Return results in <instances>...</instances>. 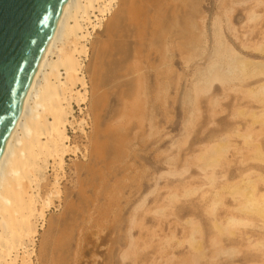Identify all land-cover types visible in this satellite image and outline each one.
Masks as SVG:
<instances>
[{
	"label": "rangeland",
	"instance_id": "rangeland-1",
	"mask_svg": "<svg viewBox=\"0 0 264 264\" xmlns=\"http://www.w3.org/2000/svg\"><path fill=\"white\" fill-rule=\"evenodd\" d=\"M142 1L121 0L113 15L107 18L101 30L93 34V38L88 44L89 59L86 61L85 68L89 92L87 94L88 103L92 97V85L98 81L99 90L103 92L102 95L100 94L103 97V103L99 116L103 121V129L111 128V131L109 130L110 140L107 142L111 149L110 165L105 169V162L101 159L95 160L90 156L87 158L89 161L91 160L90 166L97 170L103 169L105 175L98 174L94 177L86 173L77 175L74 174L73 164L69 158L68 163L72 167V171H68L60 181L64 194L65 191L69 192L68 196L62 197L61 202L58 200L53 202L38 237L37 255L33 257V264H264L262 261L264 247H261L260 244L264 242L262 219L252 218L254 225L247 229L241 227L233 229L227 232L226 236L220 237L216 234L211 219L214 215V221H223L232 214L237 218L242 215L235 211L239 205L238 202L228 197L225 198L222 205L214 207L215 213L211 214L213 210L209 209V197L214 189L210 188V184L206 181L208 172L205 173L199 165L200 163L203 166L204 160L199 161V157L205 156L203 150L214 142L215 137L217 140L230 131L234 132L237 127L246 129L247 120L239 116L235 117L236 109L249 105H251L249 106L251 109L255 110L259 107L248 102V99H241L243 98L242 94L238 91L231 92L220 87L216 91L193 99V103H191L194 94L191 93L193 84L190 81L192 76L198 72L197 68L208 69L206 68L207 64L211 63H207L210 59L208 57L216 52L215 36L217 33L214 34V29L217 30L218 27H220L218 28L219 32L222 30L223 39L229 38L230 43L235 47L240 48L246 43L248 47L251 45V48L259 45L257 43L264 46V0H164L156 10L160 11V14L162 13V21L165 23L162 27L157 28V31L160 29L165 31L164 28H166L167 34L170 35L169 39H166L169 41L157 38L159 32H155V30L154 33L152 32L151 20L144 24L143 21L146 20L143 18L141 19L142 23L147 27L142 29L145 28L146 35L140 38L144 43L138 37L137 25L135 27L130 22L131 14H128L130 6H134V4L143 7L145 2ZM152 1L159 4V0ZM155 3H153V7ZM128 7L130 8L128 9ZM118 8L119 10H117ZM152 11L154 10L149 8V14ZM250 13L255 14H252V17L255 16V20L250 18ZM186 19L191 20L188 22L191 24L189 29H193V33L192 29L189 33L191 36H187L191 37L189 42L192 46L188 51L182 47V43L184 45L185 41L178 35L179 28L184 26V22H187ZM212 19H217V21ZM225 21L229 24H226L228 27L225 26ZM219 22L222 23L220 26ZM143 24L138 26L142 27ZM213 24L214 26L216 24L217 28H213ZM195 27L196 30L199 29L196 31ZM204 29L207 34H205L206 40L205 37L198 40L201 39L200 34L205 33ZM241 40H243L242 43ZM199 43L203 46L202 48L199 45L202 48L199 50L202 52L203 60L198 59L196 54L199 52L195 54L199 50H195L194 46ZM162 45L169 49L163 48ZM204 45L207 46L205 48V50L208 49L207 53L203 52ZM250 52L254 51L251 49L246 54ZM203 53H206L205 57ZM139 54L143 55V59L139 58ZM189 54L193 58L192 60ZM194 54L196 59L193 57ZM185 60L189 61L187 63L190 65H187ZM159 67L162 72L159 71ZM200 72L197 76L202 73ZM139 76L140 78H138ZM141 79L143 83L140 82ZM165 88H168L169 91ZM158 89H161L160 92ZM224 91L229 92V96ZM209 98L215 100L210 99V103ZM224 110L225 112H223ZM75 111L77 118H83L77 107H75ZM194 112L197 115H194ZM233 119L235 120L233 121ZM256 130H259V126L256 127ZM87 131L90 132L91 129L89 128ZM70 135L78 138L79 145L87 144L83 139H80V135L73 133ZM263 136L264 134L260 140L264 147ZM232 142L237 148L243 145L239 139L234 138ZM202 151L203 153H201ZM229 152L226 155V161L220 162L217 168V187L226 181L225 176L231 182L250 170H257L264 174L263 168L255 163L245 159L246 164L242 163L244 156L247 155L246 152L241 155L233 149ZM241 164L243 165L241 166ZM220 168L222 170H219ZM218 182L221 183L218 184ZM263 185L259 186L260 193H264ZM72 191L74 194L71 193ZM206 191H208L207 194H205ZM116 197L117 200L114 199ZM67 205L68 207L74 205L78 210L70 212L66 210ZM223 216L224 218L221 219ZM197 225L200 226L201 235H193ZM259 234L263 237L261 238ZM191 238L202 241L198 244V251L193 249L192 241H190L191 244L189 243ZM43 244L44 254L40 257L39 253ZM200 245L202 246L200 247ZM218 245L220 246L218 247ZM230 247L232 249H229ZM225 249L231 251L228 250L225 253ZM240 250L242 253L239 254ZM224 254L227 255L224 256Z\"/></svg>",
	"mask_w": 264,
	"mask_h": 264
},
{
	"label": "bare ground",
	"instance_id": "bare-ground-1",
	"mask_svg": "<svg viewBox=\"0 0 264 264\" xmlns=\"http://www.w3.org/2000/svg\"><path fill=\"white\" fill-rule=\"evenodd\" d=\"M120 1L121 0H67L65 3V6L58 19L56 27L47 45L43 58L36 71L27 103L25 104L11 132V135L8 139V142L6 144L2 157L0 159V264H33V257L37 255L38 237L40 236V231L44 227L47 214L49 211H51L50 209L52 208L53 202L55 200H58L59 202H61L62 197L66 198L68 196L67 193L69 192L65 191V194H64L61 188L62 186L60 184L61 183L60 181H61L62 176H65L68 173V171H72V167L74 170V174L80 175L81 173H86L94 177L95 175H98V174L100 176L102 174L105 175V173H103L104 172L103 169L97 170L93 166H90L91 160L89 161L87 159L88 157L90 156L94 157L95 160L101 159L103 162H105V169L109 167L110 165L111 149L108 147L107 142L110 140L109 130L111 128H109V130L108 128L103 129V121H101V118L99 116L100 108L103 103V97L100 96V94L103 92L99 90L100 84L97 83L98 81L94 83L92 82L93 83L92 97L90 99V102L88 103L87 94L89 92H88V84H87L88 81L86 80L85 68H86V61L89 59L88 44L90 43V40L93 38V34L96 33V31L101 30L103 28L104 22L107 21L108 17H111L113 15V12L118 6V4L120 3ZM162 1L164 0H159V4H158L152 0H145V1H142L143 3L145 2L143 4V7H141V5L138 6L134 3H133L134 6L133 5L130 6L131 8L128 7V9L130 8V10L128 11L129 12L128 14L129 15L131 14L130 22H132V24L135 25V27L137 25L136 28L138 29L136 30H137V34L139 38L142 36L145 37L146 30L145 28L144 29L142 28L147 27L144 24H147L146 22L148 20L149 21L151 20L152 22L150 26L151 28L153 27L151 29L153 33H154V30L156 32L157 28L162 27L163 24L165 23L164 21H162V13L160 14L159 13L160 11L156 10L160 6ZM153 3H155L154 7H153ZM149 8L154 10L151 12L152 14L151 13L149 14L148 12ZM117 10H119V8ZM252 14L255 15L254 13H250L251 15L250 18L251 19L253 18L252 20H255L254 18L255 16L252 17L253 16ZM188 16L191 17V15H188ZM143 18L146 20V21H143L144 24L142 23V20H141ZM190 21L191 20L189 19V21L187 20V22H184L183 24L184 26L183 27L180 26L179 28L180 31L178 33V35L184 39L185 42H184V45L182 43V47L186 48L187 51L188 49H191L190 47H192L191 43L189 42L191 37L189 38L187 37L189 33H191L190 30L192 29V28L189 29L191 27V24L188 22ZM213 21L216 22L217 19ZM219 21H221V19ZM138 22H141V23H138ZM229 22L230 21L228 19V23ZM220 23L221 22H219V26H220ZM228 23L226 22L225 26L226 24L227 25L230 24ZM139 24H143L144 26L142 27L138 26ZM204 26L207 27L206 25ZM215 26L217 25L215 24ZM215 26L213 24V28H217ZM218 28L217 30L214 29V34L217 33L215 36L216 39L214 37L212 38L213 41L215 39L217 43L215 45L216 52H214V55L210 54V56L213 55L212 57L210 56L208 57V54H207V57L211 59V60L207 59L208 60L207 63L211 62L209 65L206 63L207 64L206 68L208 69L204 70L203 67L202 69L197 68L198 72L201 71L202 73L200 72L201 74L199 73L200 75L197 76L198 72L196 71L197 72L195 73L196 77L194 74L190 80L191 83L193 84L192 92L191 90L190 92L192 93V95L194 94V96H192L191 103H193V99H197L198 97L204 94H209L211 91H214V90L216 91L217 88L220 87L225 90H230L231 92L238 91L240 94H242L241 96L243 98L241 99H245V100L248 99L249 100L248 102H252L253 104L259 107L257 110H255V109H251L249 107L251 105H249L248 107H243L238 110L236 109L237 112H236L235 117L239 116L242 118H246L245 119L247 120L246 129L244 130L243 128L240 129L239 127H237V129H235L234 132L230 131L231 133L229 132L225 134L223 137L219 139L217 138V140L215 137L216 141L214 140L213 143H210V145L207 146L205 150H203L204 153L203 151L201 152L205 156L202 155L199 157V161L204 160L202 162L203 166H201V164L199 163L200 168L204 170L205 173L208 172L206 173V179H207L206 181L210 184L209 185L210 188L214 189L212 193L209 192L211 194V196L209 197L210 198L209 209L213 210L211 214L213 215L215 213L214 212L215 208L219 204L222 205L226 197L232 198V200H234L235 202H238L239 204L237 208H235L236 206L232 208H235V211L242 215L240 218L239 217L237 218L233 214L227 216L223 221L221 220L214 221L215 219L213 220V218L215 215L213 216V218H211L214 223V229L216 230V234H218L221 237L225 235L227 232L232 231L233 229L236 230V229H239L240 227L247 229L251 227L252 225H254V222H253L254 220L252 218H256V219L259 218V220L262 219L264 222V193L259 192L260 184H264V174H262L261 172H258L257 170H250L249 172H245L243 176L240 177L239 179L237 180L232 179L233 181L231 182H229L228 181L229 179H227V177L225 176L224 179H226V181L223 182V184L220 185L219 187H217L218 185H216L217 184L216 183V180H217L216 171L218 170L217 168L219 167L220 162L226 159V155L230 153L229 151L231 149H233V151L235 150V152L240 155L245 154L246 152L247 155L244 156L243 161L245 159L248 162L249 161L251 163L253 162L259 167L263 168L264 170V147L262 146V143L260 140L262 138L261 136L264 134V46L262 44L261 46L260 43H257L260 46L256 44L257 45L256 47L252 46L251 48L250 47L251 45L248 47L246 43L245 45L243 44L242 47L240 48L235 47L233 44L230 43L231 40L229 38L226 37L227 40L223 39L224 37H222L223 36V33L221 32L222 30L219 32L220 29L218 30ZM164 29L165 31L161 29L157 31L159 32L157 33V38L163 39V40H165L166 38L169 39L170 35L167 34L168 32L167 29L166 28ZM195 30H196V27H195ZM205 30L206 29H204V31ZM192 33H193V29H192ZM203 34L205 35L206 31L205 33L203 32ZM203 34L202 33L200 34L201 39L200 38L199 39L197 38V39L202 40L205 37V40H206L207 34L205 36ZM233 34H232V38H233ZM235 40H236V37H235ZM155 41H157L156 38H155ZM165 41L167 42L169 40L166 39ZM242 41L243 40H241V43ZM141 42L144 43V41L142 40ZM199 42L201 43V41ZM200 43L195 44L197 45V46H194L195 50H199L203 48V46H201L202 43L201 44ZM199 45L202 48H200ZM235 45H236V42H235ZM205 46L206 45H204L203 52L208 50V49L205 50V48H207V46L206 47ZM165 47L167 46H163V48ZM183 48L180 47V49H183ZM251 49L254 52H250L249 54H246ZM139 51L141 53V49ZM211 51L213 52V50ZM197 52H199V54ZM200 52L201 50L196 51L195 54L197 53L196 55H198L197 57L199 60H203V57H201L202 52L201 53ZM195 54L193 57H195L196 59L197 57L195 56ZM205 54L203 53V56ZM140 55L141 54L138 55L139 58L140 57L142 58L143 55L141 56ZM146 56L148 55L146 54ZM189 57L191 60L193 59L191 58V55ZM142 59L140 60L141 64H142ZM187 62L189 63V61H186V64L190 65ZM165 67L163 66V68ZM159 71H160V67H159ZM143 76H146V75H143ZM193 77H195L196 81L195 80L193 81L195 83L192 82ZM197 77L199 80L197 79ZM138 78H140V76ZM99 81L102 82V80H99ZM140 82H142V79L140 80ZM158 82H159V79H158ZM148 88L149 87L147 86V89ZM144 89L145 88H143V90ZM98 90L100 91V93H98L99 92ZM158 90L160 92L161 89H158ZM224 92L228 93V96H229V92L227 91H224ZM218 98H221V97H218ZM210 99L211 98H209V101ZM75 107H77L80 116L83 118H77ZM218 108L220 109L219 106ZM223 112H225V110ZM194 115H197V114H195L194 112ZM234 120L235 119H233V121ZM257 126H259V130H256ZM89 128L91 129L90 132L87 131V129ZM71 133L75 135L77 134L80 135L79 136L80 139H83L85 143L87 144L82 145V146L79 145L78 138L75 136L72 137L70 135ZM234 138L239 139L243 145L238 148L234 146L232 142ZM103 139H104V142H103ZM69 158H70L71 163L73 164L72 167L68 163ZM242 163L246 164L245 161ZM242 165L243 164H241V166ZM228 168L230 169V167ZM219 170H222V169L220 168ZM218 177H221V176H218ZM220 183L218 182V184ZM215 185L217 187L216 189L214 188ZM202 188H205V187H202ZM71 193L74 194L73 191ZM207 193L208 191L205 192V194ZM110 198H111V195L109 199ZM114 199L117 200V197ZM75 209H77V207H75L74 205H71L69 207L67 205L66 210L73 212ZM224 216L221 219H223ZM192 224H195V223H192ZM194 230L196 231V233L194 231L193 235H196V234L201 235V229L199 225H197L194 228ZM262 237L263 236H261V238ZM191 239L192 240L189 239V243L190 241H192L193 246H194L193 249H195V251L196 250L198 251V244H200L202 241H198V239L196 241V239L194 240L193 238ZM232 239L231 241H233ZM236 239L238 240V238ZM221 241H220V244L222 245ZM203 244H204V240H203ZM260 244H261V247H264V242H261ZM201 246L202 245H200V247ZM219 246L220 245H218V247ZM43 249H44V244L39 253L40 257H42V255L44 254ZM229 249H232V248L230 247ZM234 249L235 248L233 247V250ZM228 250L225 249L224 250L226 251L225 253H227ZM230 251L231 250H229V252ZM240 251H239V254L242 253V250ZM204 252H206V250H204ZM253 252L251 253L253 254ZM248 253L250 254V252ZM203 255L205 256L204 253ZM226 255L224 254V256ZM194 256L196 257L197 255H194ZM262 261L264 262V252H263Z\"/></svg>",
	"mask_w": 264,
	"mask_h": 264
},
{
	"label": "water",
	"instance_id": "water-1",
	"mask_svg": "<svg viewBox=\"0 0 264 264\" xmlns=\"http://www.w3.org/2000/svg\"><path fill=\"white\" fill-rule=\"evenodd\" d=\"M67 0H0V159Z\"/></svg>",
	"mask_w": 264,
	"mask_h": 264
}]
</instances>
